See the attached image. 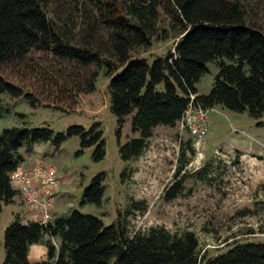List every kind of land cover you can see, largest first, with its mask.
Listing matches in <instances>:
<instances>
[{"label": "trees", "instance_id": "1", "mask_svg": "<svg viewBox=\"0 0 264 264\" xmlns=\"http://www.w3.org/2000/svg\"><path fill=\"white\" fill-rule=\"evenodd\" d=\"M168 2L180 38L172 51L148 60L133 58L130 52L150 46L156 32V0H0V66L21 61L32 50L81 67L97 64L109 78L110 113L119 127L131 115V132L138 135L120 146L123 161L143 151L155 127H175L189 95L205 108L221 106L262 119L264 28L252 19L243 1ZM210 62H218V72L210 92L199 96L194 86ZM90 87L92 90L93 81ZM4 93L21 97L19 89L0 77V94ZM70 137H79L81 148L93 146L94 161L103 159L105 144L98 122L88 129L71 126L54 138L48 128L1 131L0 212L18 197L9 179L23 163L17 151L24 147L30 153L33 145L46 142L58 147ZM104 179V172L91 179L82 192L81 204H101ZM181 183L179 180L166 190V200L181 193ZM139 204L132 203L123 215L117 212L109 226L77 211L52 219L46 227L32 221L23 223L24 218L17 214L4 231L3 264H264L263 244H237L205 258L189 231L177 235L152 228L146 234L129 235L125 217ZM54 239L58 244H53ZM37 244L46 248V254L31 262L28 250Z\"/></svg>", "mask_w": 264, "mask_h": 264}, {"label": "rangeland", "instance_id": "2", "mask_svg": "<svg viewBox=\"0 0 264 264\" xmlns=\"http://www.w3.org/2000/svg\"><path fill=\"white\" fill-rule=\"evenodd\" d=\"M156 1V32L150 46L130 52L133 58L163 56L180 38L168 0ZM242 1L252 19L264 28V0ZM206 68L194 86L199 96L210 92L218 62H210ZM0 77L19 89L21 95L15 98L0 94V133L11 127L48 128L54 138L71 126L88 129L94 122L100 124L105 144L100 161L93 159V146L81 148L79 137L67 138L58 147L46 142L33 145L30 153L24 147L17 151L23 162L32 158L25 161L31 162V167L49 166L55 170L59 186L53 219L77 211L109 226L117 212L123 215L132 203H140L125 217L129 235L146 234L152 228H164L177 235L189 231L198 241L200 256L205 258L225 253L237 244L264 245V117L255 120L246 111L214 106L209 113V130L200 141L187 133L180 134L177 125L157 126L143 151L123 161L120 146L138 135L131 132V115L119 127L110 113L106 90L109 78L97 64L81 67L32 50L21 61L1 65ZM92 81L94 87L90 90ZM101 172L105 173L101 204H81L84 188ZM179 180L181 193L166 200V190ZM28 213L19 197L2 207L0 264L5 258V229L17 214L28 221ZM52 241L58 244L56 239Z\"/></svg>", "mask_w": 264, "mask_h": 264}, {"label": "built area", "instance_id": "3", "mask_svg": "<svg viewBox=\"0 0 264 264\" xmlns=\"http://www.w3.org/2000/svg\"><path fill=\"white\" fill-rule=\"evenodd\" d=\"M194 98V95H189L188 104L176 125L180 134L187 133L192 139L200 141L209 130V113L213 108L203 107ZM9 179L12 188L26 206L30 220L46 227L53 219V204L59 186L55 170L41 165L31 168L19 166L10 174Z\"/></svg>", "mask_w": 264, "mask_h": 264}, {"label": "crops", "instance_id": "4", "mask_svg": "<svg viewBox=\"0 0 264 264\" xmlns=\"http://www.w3.org/2000/svg\"><path fill=\"white\" fill-rule=\"evenodd\" d=\"M30 159H32L31 157H28V160L24 159V162L21 164V166L23 167H31L32 164H30L31 162H25V161H29ZM34 162V161H32ZM26 211V210H25ZM54 211V210H53ZM28 218L29 221H31V216L30 214L28 213V216H26ZM23 223H25V221H23ZM45 254H46V248L41 245V244H37V245H32L29 247V250H28V259L31 261V262H34V261H38V260H41L45 257Z\"/></svg>", "mask_w": 264, "mask_h": 264}]
</instances>
